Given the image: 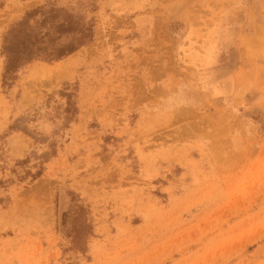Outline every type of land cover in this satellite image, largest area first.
Instances as JSON below:
<instances>
[{"label":"rangeland","instance_id":"obj_1","mask_svg":"<svg viewBox=\"0 0 264 264\" xmlns=\"http://www.w3.org/2000/svg\"><path fill=\"white\" fill-rule=\"evenodd\" d=\"M41 6L93 39L3 83ZM0 264H264V0H0Z\"/></svg>","mask_w":264,"mask_h":264},{"label":"trees","instance_id":"obj_2","mask_svg":"<svg viewBox=\"0 0 264 264\" xmlns=\"http://www.w3.org/2000/svg\"><path fill=\"white\" fill-rule=\"evenodd\" d=\"M92 39L93 25L84 17L52 6L28 12L3 35V83L34 59H59Z\"/></svg>","mask_w":264,"mask_h":264}]
</instances>
